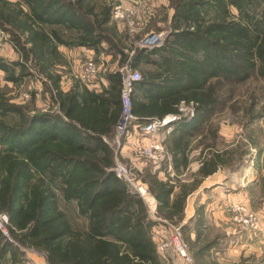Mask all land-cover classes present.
Here are the masks:
<instances>
[{"label":"trees","instance_id":"1","mask_svg":"<svg viewBox=\"0 0 264 264\" xmlns=\"http://www.w3.org/2000/svg\"><path fill=\"white\" fill-rule=\"evenodd\" d=\"M168 2L170 33L148 51L129 45L128 30L113 20L117 0H0V28L19 56L10 61L0 54V72L17 86L40 81L53 104L39 110L0 89V214L9 218L8 235L0 230V264L22 260L17 244L45 253L49 264H164L145 200L113 172L122 75L106 73L109 87L102 92L76 78L65 92L61 47L92 50L96 61L112 56L119 67L135 51L130 64L142 74L132 95L135 124L194 104L195 117L175 123L165 146L176 171L187 169L189 153L201 147V167L179 192L172 180L146 177L158 214L181 223L202 181L243 160L241 149H217L213 127L197 146L191 140L237 88L258 82L264 91V0ZM259 104L251 93L249 123L264 119Z\"/></svg>","mask_w":264,"mask_h":264},{"label":"rangeland","instance_id":"2","mask_svg":"<svg viewBox=\"0 0 264 264\" xmlns=\"http://www.w3.org/2000/svg\"><path fill=\"white\" fill-rule=\"evenodd\" d=\"M135 1L138 5L140 4V6H137L139 11L137 28L130 31L125 24L119 22V26L121 28L126 27L128 30L127 34L129 45H137V42L151 31H163L167 33L170 31L169 15L171 14L172 9L170 8L168 0H143L144 4L139 3L138 0ZM1 32L4 33V36L2 38V50L0 51V54L10 61L18 60V54L14 51L9 42V35L0 28V33ZM90 58L95 59V55L88 57L87 54H85V57H83V55L78 54L75 58L77 62L73 63L71 66L65 60L63 64L64 66L62 65L59 67V72L62 75V87L63 85L66 87L76 78L74 75L79 71L81 64ZM116 66L117 65L113 64L111 69H114ZM98 77L99 76L93 78L91 81H96ZM0 89H8L10 91V96L13 97V101L18 104H29L31 101H34L35 107L43 111L49 110L53 105L50 100V96L45 92L42 83L37 80H28L27 83L17 86L7 83L5 81L4 73L0 72ZM251 93L252 97L254 96V98H256L257 103H260L259 106L256 107V110L260 108L264 104V91L261 89V84L258 82H251L248 85H242L240 88H237V94L234 99L227 96L228 103L226 108L218 111L208 121L206 127L198 133V137L192 139L191 141L195 147L199 144V140L201 139L200 136H209L208 131L211 129L210 127L217 129L220 136L217 141V149L225 150L228 148L233 151L241 149L244 152L243 160L235 164L234 167L230 168L231 170H225L226 173H231L233 176L242 174L245 176L247 173H252L253 170L258 181L255 191H261V194H264V119L249 123L248 118L245 117ZM191 108L192 107L190 105L183 106L182 109H184V115L190 114ZM233 109H237L238 112L234 113L232 111ZM131 136L132 135L129 137ZM138 136L139 139H144L142 136ZM138 136H136V138ZM110 144L115 151L116 162L125 165L129 171L128 181H124L129 184L133 191H136V189L140 186L146 187L149 191V184L145 182V179L150 181V178L146 177H148V175L159 177L160 171H168V158L164 163L156 164L150 160L140 157L139 155L137 156V146H134V144L129 142L128 137L118 139L116 133ZM201 146L203 147V145ZM181 176L182 174L176 173L174 178H171V175L168 174V179L176 183L177 192L180 191L181 186L184 184L182 182L183 180H189L187 184H190L197 179L196 174L192 173L188 174L184 179H181ZM256 192H254L255 196L259 194ZM148 203L146 204L147 207L149 206ZM155 213L157 217L150 216V219L154 222L152 233L153 238L157 240V244L162 239L170 237L176 228H181L185 241L188 243L190 248L192 247V241L188 237L187 231L185 230V226L187 225H184L183 221L181 223H176V221H171L165 216L158 214L157 210ZM82 225L83 220H80L79 226L81 227ZM158 230L159 232H162L161 237L165 236L164 238H161L160 235L156 238L158 234L156 236L155 234ZM17 245L24 251L25 254L22 260L15 264H49L45 253L30 248H24L19 244ZM173 261L177 262V259H171L167 264H174ZM6 264L8 263L6 262Z\"/></svg>","mask_w":264,"mask_h":264},{"label":"crops","instance_id":"3","mask_svg":"<svg viewBox=\"0 0 264 264\" xmlns=\"http://www.w3.org/2000/svg\"><path fill=\"white\" fill-rule=\"evenodd\" d=\"M126 1L136 2L135 0ZM138 2L144 4L143 0H138ZM169 22H171V14L169 15ZM60 50L70 66L77 62L75 58L78 54L83 55V57L85 54L88 57L95 55L92 50L86 48L68 49L61 47ZM98 62H105L106 67L98 75L96 81L87 85L91 91L102 92L109 87V81L105 74L116 71L119 67V60L113 61L112 56L103 55ZM113 64L118 67L111 69ZM72 86L73 81L66 87L63 85V90L68 92ZM128 140L134 146H138L140 142L146 144L150 142V139L141 141L136 138L135 133ZM201 154V147L193 148L188 155L189 165L187 169L181 167L179 171H176L172 156L168 152V171H160L159 179L167 181L168 174L171 175V178H174L176 173L182 174L181 179L186 178L190 173L197 174L202 163ZM229 169L221 168L215 174L205 178L199 188L187 199L183 224L188 225L187 234L192 241V247L189 246L190 253L196 264H264V194H261V191H255L258 181L253 170L252 173H247L245 176L243 174L233 176L231 173H226L225 170ZM182 182L187 183L189 180L185 179ZM172 183L174 182L172 181ZM254 192L259 194L255 196ZM150 198L149 201L145 200L146 204L149 202V215L157 217L155 213L157 202L151 196ZM235 204H244L257 213L260 222L259 230L254 231L234 221L235 214L232 212V208ZM199 217L201 222L197 223ZM158 232L159 230L155 234V236L158 234L156 238L159 235L161 237L162 232ZM154 241L157 240L154 238ZM161 261L164 264L169 263H165L162 259ZM6 262L12 263L10 257H7ZM173 263L182 264L178 258L177 262L173 261Z\"/></svg>","mask_w":264,"mask_h":264},{"label":"built area","instance_id":"4","mask_svg":"<svg viewBox=\"0 0 264 264\" xmlns=\"http://www.w3.org/2000/svg\"><path fill=\"white\" fill-rule=\"evenodd\" d=\"M119 2L113 9V20L121 22L128 27V30H135L137 28V20L139 19L137 2H126L125 0H118ZM167 32H155L151 31L144 38L137 42V45L132 44L136 49L140 50H154L162 47L169 35ZM4 33H0V51L2 50V38ZM135 51L130 53L129 60L118 70L122 75V115L119 120L117 128V138H129L130 135L135 133V136H142L144 139H150L149 143L140 142L136 148L137 156L150 160L156 164L162 163L168 157V152L165 146V141L173 131L175 123L188 119L191 120L195 117L194 104H189L192 108L190 114L184 115L183 106L188 105L182 102L179 107V113L170 114L161 119H152L146 124H135L136 117L132 113V95L134 93L135 85L142 80V74L139 70L135 69L130 64V59ZM106 67L105 62H98L95 59H88L81 64L79 71L75 73L76 79L83 81L84 83H91L92 79L97 77ZM139 138V136L137 137ZM141 141L143 139H140ZM113 172L121 179L128 181L129 171L125 165L116 162ZM144 200H150V194L146 187L140 186L135 191ZM232 212L235 214L234 221L242 224L254 231L260 229V222L257 213L244 204H235L232 208ZM9 224V218L6 214H0V230L8 235L7 226ZM159 256L167 263L168 259H180L182 264H196L193 256L190 253L189 245L185 241L181 228H176L173 234L162 239L158 243Z\"/></svg>","mask_w":264,"mask_h":264}]
</instances>
